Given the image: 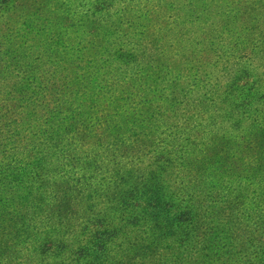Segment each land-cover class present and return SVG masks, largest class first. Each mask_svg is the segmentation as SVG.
<instances>
[{
  "label": "trees",
  "instance_id": "16d2710c",
  "mask_svg": "<svg viewBox=\"0 0 264 264\" xmlns=\"http://www.w3.org/2000/svg\"><path fill=\"white\" fill-rule=\"evenodd\" d=\"M93 1L85 12L82 0H0V264L40 223L34 248L53 245L54 203L78 183L68 168L162 134L141 118L174 69L157 55L171 31L155 24L160 11L178 1L193 22L225 11L227 33L264 29V0ZM242 87L229 95L240 102L232 111L254 117L244 134L223 138L180 190L164 187L162 171L134 192L131 205L159 221L165 263L264 264V84Z\"/></svg>",
  "mask_w": 264,
  "mask_h": 264
},
{
  "label": "rangeland",
  "instance_id": "374dc122",
  "mask_svg": "<svg viewBox=\"0 0 264 264\" xmlns=\"http://www.w3.org/2000/svg\"><path fill=\"white\" fill-rule=\"evenodd\" d=\"M82 1L77 10L91 12L94 1ZM183 5L175 2L173 10L160 11L155 21L157 26L171 23V31L157 43V55L162 53L174 69L141 118L162 134L144 131L111 150L101 164L90 158L68 168L67 176L77 177L78 183L64 186L67 194L74 188L71 197L54 203L58 211L47 237L53 245L47 243L38 253L34 248L32 239L45 230L40 223L33 233L21 231L11 240V249L2 253L3 264H169L163 262L164 248L155 237L159 221L141 214L142 205H131L134 192L163 172L165 188L177 191L189 184L206 162L203 157H212L223 138L244 134L254 118L231 110L240 102L230 92L236 86L245 90L249 84H264L262 25L246 39L240 32H225L230 28L225 11L193 22L194 13L187 16ZM249 202L255 204L251 198ZM97 246L106 251L97 253Z\"/></svg>",
  "mask_w": 264,
  "mask_h": 264
}]
</instances>
